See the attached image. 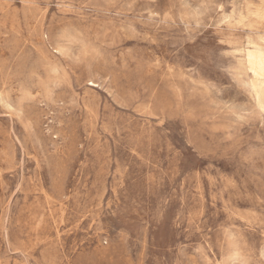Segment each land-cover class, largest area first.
Masks as SVG:
<instances>
[{"label":"rangeland","instance_id":"obj_1","mask_svg":"<svg viewBox=\"0 0 264 264\" xmlns=\"http://www.w3.org/2000/svg\"><path fill=\"white\" fill-rule=\"evenodd\" d=\"M263 17L0 0V264H264Z\"/></svg>","mask_w":264,"mask_h":264},{"label":"bare ground","instance_id":"obj_2","mask_svg":"<svg viewBox=\"0 0 264 264\" xmlns=\"http://www.w3.org/2000/svg\"><path fill=\"white\" fill-rule=\"evenodd\" d=\"M262 16V15H261ZM264 18V17H263Z\"/></svg>","mask_w":264,"mask_h":264}]
</instances>
